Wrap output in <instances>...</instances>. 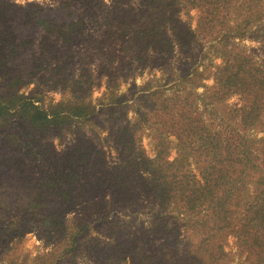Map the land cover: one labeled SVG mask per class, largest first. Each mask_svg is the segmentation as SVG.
Returning a JSON list of instances; mask_svg holds the SVG:
<instances>
[{
    "label": "rangeland",
    "instance_id": "374dc122",
    "mask_svg": "<svg viewBox=\"0 0 264 264\" xmlns=\"http://www.w3.org/2000/svg\"><path fill=\"white\" fill-rule=\"evenodd\" d=\"M29 3L46 8L45 18L63 21V34H67L66 28L72 24L67 35L72 41L64 42L60 36L51 34L48 46L40 56L39 44L46 40L44 32L28 25L26 30L20 28L18 32L23 31L20 33L26 37L24 53L17 64L23 62L29 69L28 74L23 75L24 83L12 93L26 100L40 98L41 106L48 109L82 95L76 88L79 81H85L89 91L84 97H88L96 115L103 112L98 116L97 124L73 123L61 134L46 136L43 143L48 146L52 160L58 162L64 160L71 149L77 148L78 139L84 141V147L96 143L98 148L105 150L107 162L102 166L104 172L85 171L92 181H89L90 187L83 190L93 187L96 190L101 188L98 181L104 182V188L97 191L101 193L94 199L85 197L80 199L81 203L70 205L51 197L49 202L40 201L39 208L43 212L23 214L21 224L27 231L23 237L0 245V264H132L129 258L124 261L122 256L105 257L109 254L106 245L114 246L113 242L124 245L123 248L128 243H139L144 247L143 253L150 250V258L142 264H153L154 261V264H264V244H261L264 231L261 227H256L258 231L242 233L238 229L241 227H237L233 231L235 234L226 237L225 229L219 230L216 239L210 238V243L202 244L200 236L188 230L190 220L187 219L182 221L186 226L180 234L181 239L185 234L188 238L178 245L179 252L174 250L175 253L163 246V236L147 235L146 241L142 239L145 228L154 222L153 211L157 210L145 192L150 193L147 187L160 181V172L154 171L156 166L151 164L158 150L157 131H164L160 138H166L169 161L184 155L185 148L175 131L177 134L182 132L189 117L196 118L200 127H205L203 134L204 129H209L224 139L245 135L256 154L264 146L261 141L264 115L254 123L249 120L243 124L242 118L249 111L250 102L240 91L224 88L222 82L226 66L233 67L240 54L251 60L248 66H262L264 70V0H0L4 24L15 27L25 20L29 11L17 7ZM62 4L67 5L63 12L59 11L64 9L60 8ZM6 33L10 37L12 32L6 30L2 34L7 36ZM30 65L39 69H31ZM185 71L190 72L189 77H185ZM5 79L6 76L0 74L1 99L9 93L3 86ZM114 100L129 106L126 118L131 127L139 113L143 116V128L139 131L132 128L140 138L134 151L124 148L114 137L117 120L111 130L106 109ZM183 139L191 143L189 139ZM194 139L195 147L199 139ZM137 143L150 164L143 162L130 188L133 192L145 191L141 192L143 197L130 195L126 203H117L114 189L102 175L116 168H131L128 160L136 159ZM121 149L127 153L120 155ZM193 154L191 150L188 165L183 160L181 172L191 171L198 175ZM34 166H28L32 172V187L44 182L42 168ZM259 166L264 171L262 162ZM169 173L174 174L176 170ZM6 178L10 182L0 178V183L11 186L15 176L7 175ZM247 187L248 194L253 196L261 186L253 179ZM19 202L24 208L29 204L25 197L13 200L7 207L12 212L11 217L7 214L2 218V214L0 223H6L8 219L17 222L15 212ZM44 211H50L46 214H55L56 218H64L62 233L49 232ZM202 216L204 213L199 214ZM234 219L233 215L231 220L237 224ZM82 224L87 225L84 237L75 251H65L69 236ZM218 244H222L226 257L214 256ZM196 247L201 248L197 255Z\"/></svg>",
    "mask_w": 264,
    "mask_h": 264
},
{
    "label": "trees",
    "instance_id": "16d2710c",
    "mask_svg": "<svg viewBox=\"0 0 264 264\" xmlns=\"http://www.w3.org/2000/svg\"><path fill=\"white\" fill-rule=\"evenodd\" d=\"M17 8L18 10L29 11V15L25 20L19 21L15 27L6 26L3 22L4 18L0 16V74L3 77L6 76L7 79L4 82L6 85L3 83V86L9 91L2 96V99L0 98V178L7 183L10 182L6 178L7 175L15 176L11 186L9 184L4 186L5 183H0V186L4 187V189L0 188V207H2V209L0 208V216L3 214L2 218H4L5 215L10 214L8 217H11L12 212L10 213L7 207L15 199L19 200V198L25 197L29 204L24 208L22 202L18 203L15 212L17 222L12 223L8 219L6 223H0V245L8 243L13 238L23 237L27 228L22 225V215L29 212L32 215L43 212L39 208L41 200L49 202L51 197H56L63 204L71 203L70 205H74L81 203L80 199L85 197L87 200L94 199L101 193L97 191L104 188V182L98 181L101 188L95 187L96 190L94 187L90 190H83L87 186L90 187L92 181V178L85 171L104 172L102 166H105L107 162L105 150L98 148L96 143L93 146L84 147L82 146L84 141L78 139L77 148L74 147L67 152L66 157L61 162L52 160L48 146L43 143V138L61 134L73 123L97 124L96 121L100 118L98 116L102 115L103 112L101 111L100 114L96 115L88 97H84L85 93L89 91L85 81H79L76 88V91L83 93L82 95L73 96L70 100L52 105L48 109L41 106L42 100L40 98L26 100L24 97L12 93V90H16L24 83L22 81L23 75H27L29 69L23 62L17 64L24 53V39L26 37L20 33L23 31L18 32L20 28L26 30L25 27L28 25L29 28L32 26L44 32L43 35L46 40L39 44L40 56L45 52L44 49L48 46V36L51 34L55 33L60 36L64 42L72 41V38L67 36L72 29L70 27L72 24L67 26V34H63L62 29L65 24L55 18H45L46 8L33 3ZM60 8H64L59 10L63 12L67 5L62 4ZM1 11L4 10L0 8V13ZM6 30H11L10 37L7 33V36L2 34ZM248 64H251V60L240 54L233 67L226 66L222 81L224 88L229 89V91H240L241 96L250 102L249 111L245 112L244 118H242L243 124H247L249 120L254 123L259 120L261 115H264V70L262 66L252 67ZM30 67L34 70L39 69L37 66L30 65ZM189 76L190 72L185 71V77ZM128 107L122 101L114 100L113 104L108 106L106 110L109 120L111 119V130L113 125L114 127L116 125L115 120L118 121L114 137L119 139L124 148L134 151L136 142H140L137 131L143 128L144 122L143 116L139 113L131 127V122L126 118L129 111ZM14 113H16L15 116ZM123 118H126V121H123ZM165 123L168 125V121ZM132 128H136L137 131L133 132ZM203 128L205 127H200L196 118L189 117L182 132L177 134L174 130L176 137L185 148V151L183 150L184 155H180L174 161H169L166 158L168 144L164 140L165 137L160 138L164 131H157L158 150L156 159L152 160L151 164L156 166L154 171L160 172V181L147 187L150 193L145 189L133 192L130 188L131 183L138 177L137 173L140 172L139 168L142 167L143 162L150 164L138 143L136 159L128 160L134 166L130 164L129 167L131 168L129 169L126 167L116 168L112 172L106 171L102 175L106 178L108 186L114 189L113 195L117 203H126V198L130 195L143 197L141 192H146V198H150L148 201L155 207L157 206V210L152 213V216L155 217V223L153 222L150 227L145 228L142 239L146 241L147 235L163 236V246L172 253L179 252L178 245L188 238L185 234L184 239H181L182 235L180 234L182 228L186 226L182 221L185 222L187 219L190 220L189 225H187L188 230L191 229L192 233L200 236L199 241L202 244L210 243V238L216 239L219 230L225 229L227 232L225 237L230 233L235 234L233 231L237 227H241L238 228L241 233L248 230L258 231L256 227H261L264 231V171L259 168V162L264 164V146L256 154L252 150V145L248 144L249 140L245 135L234 139H224L219 137V133H212L209 129H204L203 134ZM195 137L199 139V143L194 147ZM183 138L189 139L192 144ZM261 141L264 142V138ZM191 150L194 153L193 158L198 169V175L191 171L181 172L184 169L183 160H186L188 165ZM119 153L123 155L127 152L121 149ZM11 156L16 158L12 159ZM31 165H35L34 168L37 166L42 168L44 182L41 185L33 187L30 185V180L33 178L28 166ZM173 170H176V173H169ZM19 176L21 177L16 179ZM252 178L261 187L258 188L255 195L250 196L247 192V184L253 180ZM95 184L99 186L97 183ZM22 189L24 190L21 191ZM23 192H26V195ZM77 199L79 201H76ZM232 209L235 211L232 212ZM22 211L23 213H21ZM48 212L50 211H44L43 216L49 232L62 233L64 218L61 216L56 218L55 214H46ZM201 213H204V216L199 217ZM233 215L238 219H234L237 224L231 220ZM160 225L161 229L159 230ZM86 228L87 225L82 224L69 236L65 251H75L79 240L85 235ZM208 240L209 242H207ZM149 241L153 240L150 239ZM117 244L113 242L114 246L106 245L109 254L106 255L105 252L104 254L107 259L122 256L124 261L129 258L132 264H142L150 258V250L143 253L144 247L139 243H128L125 248H123L124 245ZM261 244H264V236H262ZM115 245L118 247L116 248ZM195 249V255H197L201 248L196 247ZM179 256L180 254L177 253V257ZM214 256L217 258L226 257L222 244H218ZM157 264L162 263L157 262Z\"/></svg>",
    "mask_w": 264,
    "mask_h": 264
}]
</instances>
